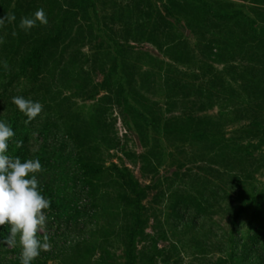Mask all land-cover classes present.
Masks as SVG:
<instances>
[{
	"label": "rangeland",
	"instance_id": "obj_1",
	"mask_svg": "<svg viewBox=\"0 0 264 264\" xmlns=\"http://www.w3.org/2000/svg\"><path fill=\"white\" fill-rule=\"evenodd\" d=\"M6 1L3 15L16 19L0 25V114L5 93L41 103L29 148L58 156L44 183L73 207L44 210L37 238L50 247L32 264H129V249L134 264H264L243 248L264 223V0H202L242 12L253 34L167 13V0H92L97 17L89 1ZM38 8L47 24L21 28ZM156 10L168 25L152 33ZM55 36L40 76L17 77L23 54ZM46 117L57 128L43 142ZM78 162L102 172L82 176ZM116 167L143 193L136 235ZM8 228L0 264H20Z\"/></svg>",
	"mask_w": 264,
	"mask_h": 264
},
{
	"label": "trees",
	"instance_id": "obj_2",
	"mask_svg": "<svg viewBox=\"0 0 264 264\" xmlns=\"http://www.w3.org/2000/svg\"><path fill=\"white\" fill-rule=\"evenodd\" d=\"M56 1V0H55ZM85 1L90 2L92 14L97 17V11H96V6L92 2V0H81L80 4L83 5ZM8 1L6 0H0V14L3 15V10L7 6L6 4ZM71 4V3H69ZM166 7V12L172 14L174 12L181 13L184 8L186 9L185 12L193 18L194 21L205 24L207 21V25H210L211 23L216 24L218 22H226L227 24H232L236 26L239 30L240 33L242 34H248V33H254V28H253V21L249 20L245 14H243L240 11H235L233 13H223V12H218L215 11L211 6L207 5L204 1L202 0H184V3H181L178 0H167V4H165ZM72 7V5H70ZM15 8V7H14ZM263 11V7H260ZM17 9V8H16ZM14 10L12 13H14ZM200 10V11H199ZM150 12H144V15L146 17H150V13L152 14V10H149ZM201 12V13H198ZM199 15L204 16L206 22H202L199 20ZM155 16L157 17V22L152 23L153 27H151L152 33L156 29V27L160 26L161 23H164V18L160 15V13L156 10L155 11ZM196 16V18H195ZM5 17V15H3ZM159 21V22H158ZM213 24V25H214ZM168 25V24H166ZM200 26V24H199ZM206 32V29H205ZM228 35H231V32L229 30ZM57 36L55 37H47L42 39L38 44L33 45L26 53L23 54L21 57L19 63H18V74L16 75L17 77L19 76H28L34 80H36L41 72L43 65L46 60L50 57V53L46 51V48L49 47L50 43H53L56 41ZM225 42V41H224ZM223 44V42H222ZM209 45V44H208ZM116 46V45H115ZM114 46V49H115ZM226 46V45H225ZM122 48H126L123 47ZM264 62V61H263ZM4 105L8 104L9 106L5 108V112L3 114H0V120L5 121L8 123L13 132L14 135L11 137L8 141V150L7 154L12 155V156H19L21 161L24 159H38L41 164L42 171L37 173V179H38V186L42 189V194L49 200V211L53 213V211H65L67 209H73L71 206V201L70 199H66L65 203L60 196L61 194V188L57 187L54 182L47 181V184L44 183L45 181V176L47 174H52V171L55 170V165L53 162H56L58 159V156L55 155V153H49L43 147L40 150L32 151L29 148V139L31 138V135L37 131L38 125L36 124L35 121L38 119V115L33 118L31 121H26V117L17 110L16 106L9 102V95L4 94ZM4 107V106H3ZM136 118H140L144 120V118L136 115ZM257 122L252 124V129L257 127ZM40 126L42 129H38L40 132V136L43 138V142L46 139V136L52 135L53 130L57 128L56 123L51 120L49 117H46V119L43 120V122H40ZM167 126V125H166ZM40 128V127H38ZM53 136V135H52ZM19 140L22 143L20 144L19 147H17L16 141ZM223 156V155H221ZM220 156V157H221ZM230 160V158H229ZM229 164L232 163L231 160L228 161ZM77 168L78 170H81L82 176H93L97 175L102 172V169L98 166H95L93 164H88V163H77ZM114 173L118 176L121 184L125 186L126 188L129 189L130 195L129 196H123L122 199L124 200L125 205L127 207H130L131 214L133 216V226L130 230L131 235H136L137 231L139 232L140 230V224H139V218H140V210H141V205H140V200L143 196L142 192H139L136 190L135 185L133 180L129 175H125L124 172L120 171L117 167L114 170ZM67 178V177H66ZM65 181L64 187H68L67 181L65 179H62ZM69 181H74V177H71ZM263 196L261 195V201H263ZM64 198V197H63ZM180 202V201H178ZM189 202L185 203L183 207L189 206ZM244 244L243 248L247 250L249 253H255L256 255H259L261 260L264 259V223L259 224V226L255 227L251 233L248 234L247 237L244 239ZM260 253V254H259ZM128 263L129 264H134L133 263V256H132V251L131 249L128 250ZM36 264H45L44 262L41 263H36Z\"/></svg>",
	"mask_w": 264,
	"mask_h": 264
},
{
	"label": "clouds",
	"instance_id": "obj_3",
	"mask_svg": "<svg viewBox=\"0 0 264 264\" xmlns=\"http://www.w3.org/2000/svg\"><path fill=\"white\" fill-rule=\"evenodd\" d=\"M15 19V15L9 14L0 18V25ZM47 22L44 9L38 8L31 16L21 17L19 26L30 29ZM11 103L27 118L26 123L42 111L39 101L20 95L11 97ZM13 135L11 126L0 120V226H9L5 244H15L18 238L20 264H32L40 252L50 247L47 236L37 238V232L46 223L44 210L49 208V200L38 186L36 174L42 171L40 161L35 158L21 161L19 156L7 154L8 141ZM21 143L17 140V147Z\"/></svg>",
	"mask_w": 264,
	"mask_h": 264
}]
</instances>
